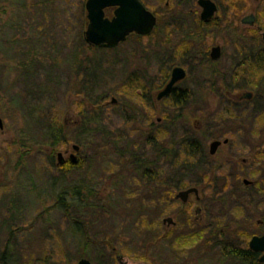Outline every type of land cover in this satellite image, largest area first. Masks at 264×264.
I'll return each mask as SVG.
<instances>
[{
  "label": "rangeland",
  "instance_id": "rangeland-1",
  "mask_svg": "<svg viewBox=\"0 0 264 264\" xmlns=\"http://www.w3.org/2000/svg\"><path fill=\"white\" fill-rule=\"evenodd\" d=\"M85 1L0 0L2 264H76L81 257L119 264L117 256L127 263L238 264L212 234L229 224L239 231L233 248L243 249L264 230L255 226L264 220V159L257 153L264 148V63L247 67L243 82L221 75L243 47L264 62V0H221L217 21L206 29L192 3L183 6L179 25L161 10L162 0H144L163 24L114 49L85 42ZM250 11L255 25L241 24ZM215 44L223 56L211 65L203 53ZM188 51L197 63L179 85L187 90L185 104H155L167 64L188 65ZM226 86L254 98L230 107ZM40 111L61 128L54 162L42 139L45 124L36 121ZM201 125L192 134L203 136L206 154L211 138H230L206 167L193 163L195 149L184 145L190 128ZM212 127L220 129L211 133ZM72 144L80 146L77 163L58 165L57 152H72ZM203 176L210 178L206 212L196 222L194 196L184 208L174 195ZM244 178L255 184L245 186ZM168 216L175 226L162 224Z\"/></svg>",
  "mask_w": 264,
  "mask_h": 264
},
{
  "label": "flooded vegetation",
  "instance_id": "flooded-vegetation-1",
  "mask_svg": "<svg viewBox=\"0 0 264 264\" xmlns=\"http://www.w3.org/2000/svg\"><path fill=\"white\" fill-rule=\"evenodd\" d=\"M141 2V4L147 9L149 10L155 17H156V26L158 25V23H162L163 22L161 21L162 20V17H161V14L160 13H156V12H153L152 10H150L147 6H146V3L144 0H139ZM162 2L164 3V6L162 7L161 6V10L163 11H166V13H169V15L171 14L170 17H168V19H170L171 21L174 20V19H179L177 21H173L175 23H178L179 25H181L183 23V6L184 5H188V2L189 4L192 3L194 7L198 8L199 9V15L197 17V22H198V25L200 28L202 29H206L207 26L213 24L214 22L217 21L218 19V13H219V10H220V3H221V0H162ZM213 7V11H212V14H210L211 16L209 18H203V13L205 11H207V8H210V7ZM117 8V6H108L105 8L104 12H105V16L108 17V18H113L114 17V13H115V9ZM163 8L167 9V10H164ZM196 14V12H195ZM249 15H253L254 16V22L249 24V23H243L242 20L244 17L246 16H249ZM182 20V21H180ZM256 20H257V17H256V14L253 12V11H250L248 14L244 15L240 22L241 24L243 25H248V26H254L255 23H256ZM263 31L264 29H260V33H261V40H262V43L264 44V39H263ZM151 34V33H150ZM148 34V35H150ZM131 35H137L135 33H132L128 36V38L131 36ZM147 36V35H146ZM146 36H142V37H146ZM128 38L126 39V41L128 40ZM195 35L192 36V39L195 40ZM125 41V42H126ZM215 47H218V55L216 57L213 56V49ZM242 47H240L241 49ZM114 49V48H113ZM189 50V49H188ZM253 49L249 46V48L247 47H243L242 48V52H240V56L237 58V60L234 62V64L231 66L230 70L227 71L226 74H222L221 75V79H228L229 81H239V80H242L243 82V71H247V67L250 68L251 65H254V64H260V63H264L262 62L260 59L259 60H256L259 56L258 53H253L252 51ZM203 55L206 57V59L209 61V64H217L221 61L222 59V56H223V48L220 44H215V45H212L210 47V49L208 48L204 53ZM188 56H189V59H187V61L189 62L188 65L182 63V62H177V63H168L167 64V71L165 73V75L163 76V81L161 80V84L166 81L158 90L156 89V92H155V96H154V101H155V104H159L161 101L163 100H170L172 106H175L176 109H180L186 102V100L188 99V94H187V90L186 89H181L180 88V84H182L187 77H189V74H190V68L192 67H195V65L193 64V62H196V59L190 55V51H188ZM166 57L164 59H162L163 61H165ZM169 62V60L167 61ZM197 63V62H196ZM175 67H180L182 69H184L185 71V78H183L182 80L176 82L174 85H173V88L171 89V91L165 95L164 97L162 98H158V94L159 92L165 87V85L168 83L170 77H171V72L172 70L175 68ZM232 88V87H231ZM234 89H230V87L226 86L225 88V98H226V102L227 104L230 105V107H233V108H238L241 104L243 103H249V101H251L253 98H254V94L252 91L250 90H247V91H240V88L237 89V92H233ZM182 93L183 97L181 99L182 100V104L181 106L178 105V103L176 104L175 103V98L178 96L179 93ZM250 94V97H245L246 94ZM187 94V95H186ZM226 112V111H225ZM231 117V115H228L226 117ZM203 125L201 126H195L193 128H190V131H191V135L190 137H188L186 139V147H189V148H192V149H195V156L192 155V162L193 163H196L197 164H201V165H205L208 166L210 165V158L211 157H214L216 155H218L220 153V149L226 145L229 144L230 142V138L229 137H224V138H218V137H213L209 140V144H208V154L205 153L204 151V142L203 141V136L200 137H195L192 133L193 131H196V132H201V130H203ZM209 128V127H208ZM212 131L211 133H213L214 131H218L220 128H217V127H212L211 128ZM210 130V128H209ZM214 141H219V144L215 150V152L212 154L210 153V145L212 142ZM69 153V150H67V153ZM257 153L259 154V156L264 159V148H259ZM69 155V154H68ZM196 156H199L198 158H195ZM67 161V162H66ZM241 163H244L246 162V159H242L240 160ZM54 162V161H53ZM57 162V161H56ZM71 163L68 159H65L64 161V164L66 163ZM236 162V161H235ZM58 164V163H57ZM63 164V165H64ZM59 165V164H58ZM72 165H75V164H72ZM210 178H206L205 176H203V178L201 179H198L195 180V184H192L190 186H187L185 188H182L180 190H184V189H187V188H190V187H195L197 189V193H190L189 195V198L186 202H182L180 199H177L175 197V195L180 191L178 190L175 195H174V201L178 204H180L182 207L185 208L186 205H188V203L190 202V199L192 196H194V199H193V204L192 206H194V212L196 214L195 216V221L196 222H202V219H203V216L205 215V209H204V202L205 200L207 199L206 198V194H205V182L206 181H209ZM211 183V182H210ZM242 183L245 185V186H250V185H253L255 184L253 180H248L246 178L242 179ZM201 184H204V185H201ZM175 222H176V219L175 217H173ZM162 224L163 221H162ZM177 224V223H176ZM175 224V225H176ZM166 227H170L166 224H164ZM173 225V226H175ZM225 231H219V232H216L215 231V234H212V241H214L216 243V238L217 239H220L218 241V243L220 245H223V246H230V247H234L235 245L232 242L231 237H233L232 233L234 232V234L236 235V233H238L239 231L236 230L235 228H231V226L228 224L226 225L225 224ZM255 226H258V227H261V226H264V220L263 219H257V221H255ZM211 231L213 232V227L212 229L210 230L209 233H211ZM238 231V232H237ZM205 232V231H204ZM241 232V231H240ZM217 233H219L218 235H220V237L218 238L217 237ZM223 233L224 236L221 234ZM261 237V236H264V230H260V231H257V232H254L251 234V237ZM163 237V236H162ZM249 239V241H250ZM211 241V243H213ZM249 241H248V245H249ZM218 245V244H217ZM252 253H253V258H254V262L255 264H264V261L263 262H260L259 258L264 255V251H255V250H251Z\"/></svg>",
  "mask_w": 264,
  "mask_h": 264
},
{
  "label": "water",
  "instance_id": "water-1",
  "mask_svg": "<svg viewBox=\"0 0 264 264\" xmlns=\"http://www.w3.org/2000/svg\"><path fill=\"white\" fill-rule=\"evenodd\" d=\"M108 6H117L115 9L114 17L108 18L105 16V8ZM86 17L88 23L84 31L85 42L89 45L100 48H114L119 43L124 42L126 38L135 33L138 35H147L152 32L156 25V17L147 10L139 0H86L85 2ZM213 7L207 8L203 13V18H209L212 14ZM243 23H253L254 16L249 15L243 18ZM264 39V31H263ZM218 55V47L213 49V56ZM185 78V71L180 67H175L171 72V77L165 87L159 92L158 98L167 95L173 85ZM245 97H250L246 94ZM113 102L116 100L113 98ZM3 127L2 119L0 118V128ZM219 141H214L210 145V153H214ZM72 152L69 154V161L76 164L78 161L77 152L80 149L78 144L71 145ZM67 153V150L65 151ZM58 164H63L65 161L64 153L57 152L56 154ZM190 193H197L195 187H190L180 190L175 197L182 202H186ZM163 223L170 226L174 225L175 221L172 217L163 219ZM250 250L264 251V236L252 237L248 245ZM260 262L264 261V255L259 258ZM119 264H149L144 262L127 263L122 260L121 256H117ZM76 264H91L90 260L86 257L78 259Z\"/></svg>",
  "mask_w": 264,
  "mask_h": 264
},
{
  "label": "trees",
  "instance_id": "trees-1",
  "mask_svg": "<svg viewBox=\"0 0 264 264\" xmlns=\"http://www.w3.org/2000/svg\"><path fill=\"white\" fill-rule=\"evenodd\" d=\"M156 28V27H155ZM155 30V29H154ZM153 30V31H154ZM152 31V32H153ZM134 39L137 38H141L142 36L140 35H131ZM93 72V71H92ZM94 75V74H93ZM183 97L182 93L180 92L178 94V96L175 98V103L179 106H181L182 104V100L181 99ZM40 115L39 117H37V122L40 123L42 122L43 124H45V126H42L43 129L41 130L42 131V139L44 138V143L49 145L51 149H53L52 152L47 153V155L49 156L50 160H54V151L55 149L59 146V142H60V129L61 128H54V125H51V124H48L49 123V120L48 118H46L44 116V112L40 111L39 112ZM45 120V121H44ZM48 120V121H47ZM47 122V123H46ZM42 124V125H43ZM64 142V141H63ZM186 139L184 140V145H186ZM66 143V142H65ZM72 164H69L68 167H71ZM223 255H225L226 257H229L231 258L232 260H235L238 264H255L254 262V258H253V253L252 251L249 249V248H233V247H230V246H223ZM184 250H187L184 248ZM7 250L5 249L3 252H2V255H0V263L2 264V256L4 255V253L6 252ZM116 252V251H114ZM118 252H116L117 254ZM182 262H185V260L183 259H180V262L179 264H182ZM156 264V263H155Z\"/></svg>",
  "mask_w": 264,
  "mask_h": 264
}]
</instances>
